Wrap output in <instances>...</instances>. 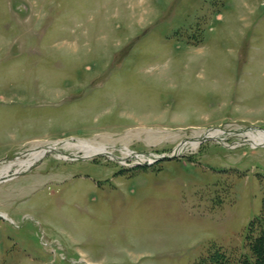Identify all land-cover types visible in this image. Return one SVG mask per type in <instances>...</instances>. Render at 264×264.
<instances>
[{"label":"rangeland","instance_id":"1","mask_svg":"<svg viewBox=\"0 0 264 264\" xmlns=\"http://www.w3.org/2000/svg\"><path fill=\"white\" fill-rule=\"evenodd\" d=\"M258 131L264 0H0V264L237 262Z\"/></svg>","mask_w":264,"mask_h":264},{"label":"bare ground","instance_id":"2","mask_svg":"<svg viewBox=\"0 0 264 264\" xmlns=\"http://www.w3.org/2000/svg\"><path fill=\"white\" fill-rule=\"evenodd\" d=\"M221 134H223V132L221 130H217L215 132H211L210 137H218ZM248 135H249L251 141L253 142L254 146L264 145V131H258V133H252L251 132ZM197 145H198V143L193 142V146H197ZM65 147L66 148H68V147L81 148L84 151L86 157H88V155L95 156V155L104 154V153L109 152L105 146L100 145V144H92V143L87 142V141H82V142L77 143V144H66ZM45 153H46V149L33 150L30 153L29 158H27L25 160H20L16 164L10 162V164H7L3 168H1L0 176H2L4 178L5 176H7V174L9 175L10 169L15 165L19 166V168L17 170H22V169H26V168L29 169V167L34 165V163L36 161H38L40 158H42L45 155ZM124 154L128 157H131V155H132V153L128 149H125ZM60 157L66 158L67 156L62 154V155H60Z\"/></svg>","mask_w":264,"mask_h":264},{"label":"trees","instance_id":"3","mask_svg":"<svg viewBox=\"0 0 264 264\" xmlns=\"http://www.w3.org/2000/svg\"><path fill=\"white\" fill-rule=\"evenodd\" d=\"M246 247L249 253L244 254L233 264H264V214L257 218V222L251 223ZM210 262L211 264H232L229 256L220 251L210 257Z\"/></svg>","mask_w":264,"mask_h":264},{"label":"flooded vegetation","instance_id":"4","mask_svg":"<svg viewBox=\"0 0 264 264\" xmlns=\"http://www.w3.org/2000/svg\"><path fill=\"white\" fill-rule=\"evenodd\" d=\"M37 115H38V114H37ZM33 122L35 123L36 121H33ZM37 122H38V121H37ZM7 155H8V154H7ZM7 155H6V156H7ZM13 155H14V152H13ZM13 155H12V156H13ZM11 158H12V157L8 156V158H6V160H10ZM14 158H16V156H15ZM14 158H13V159H14ZM18 158H20V157H18Z\"/></svg>","mask_w":264,"mask_h":264}]
</instances>
